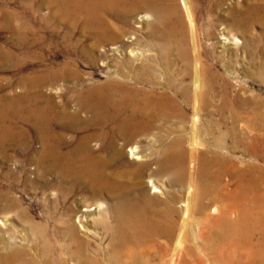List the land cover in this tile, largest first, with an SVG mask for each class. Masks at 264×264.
Here are the masks:
<instances>
[{"label": "bare ground", "instance_id": "1", "mask_svg": "<svg viewBox=\"0 0 264 264\" xmlns=\"http://www.w3.org/2000/svg\"><path fill=\"white\" fill-rule=\"evenodd\" d=\"M55 1L61 20L71 29L80 27L86 36L99 43L123 34L104 14L111 13L126 23L138 12L144 13L146 22L151 19L145 26L150 36L146 48L133 52L135 56L126 60L127 71H117L98 85L77 89L73 107L67 95L60 107L56 96L43 90L62 79L78 78L67 66L25 77L22 83L27 90L6 98L16 115L22 116L23 110L26 111L27 120L36 129L42 147L32 161L40 175L52 173L59 178L62 199L85 192L103 220L100 226L110 237L106 256L101 248L97 250L91 245L90 239L99 232L91 228L94 214L90 206H85V213L80 216L70 208L69 217L77 215L83 221L78 225L71 221L66 228L69 242L60 248L70 251L67 264H156L153 248L158 244L157 250L162 252L157 257L163 258V250H169L170 243L173 250L168 264H177L182 253L192 252V244L195 245L190 217L204 222L219 218L220 230L209 233L213 244L233 252L246 245L250 254L246 264H264V106L253 105L250 113L243 114L230 105L233 100L228 94V82L213 71L212 64L203 56L210 53L212 57H220L203 46L192 1L181 0L184 16L172 0ZM244 2V6L239 3L230 6L231 23L221 30L224 41L240 33L245 41L243 48L250 45L253 28L264 27L253 2ZM174 51L182 75L172 73L170 56ZM8 54L3 55L11 59ZM159 59L164 61V68ZM17 64L14 61V66ZM187 77L191 81L185 82ZM219 80H223V86L218 90L220 94H216ZM35 87L39 89L33 90ZM187 106L193 110L192 117ZM207 107L212 108L211 124L204 133L213 139L212 144L203 142L199 125L201 113ZM225 111H230V120ZM216 114L223 118L215 119ZM187 122L190 131L184 129ZM158 124L166 126L159 128ZM243 124L255 132L252 137ZM1 130L2 145L22 143V134L17 135L15 126L5 125ZM67 130L75 134L71 140L66 138ZM143 138L150 142L145 154V149L138 145ZM228 138L234 141L230 150L241 147L251 154L250 160L225 154L229 151ZM162 182L172 189L177 186L180 197L177 199L172 189L161 192ZM149 184L153 193H165V198L145 193ZM248 195L255 207L251 220L248 210L243 209ZM103 196L112 204L103 206ZM230 196L236 198V204L227 201L223 212V199ZM18 204L10 198L7 210ZM154 204L161 209L155 210ZM176 205H180V210ZM236 205L241 208L238 216L233 217ZM181 210L176 237L175 215ZM107 216L115 221L113 225L104 219ZM39 224L30 220L34 231L42 227ZM37 232L31 240L27 235L5 239L4 247L19 245L0 255V264L20 258L21 264H52L53 245L42 231ZM194 248L202 251L200 245ZM96 256L105 257V262ZM192 264L203 263L197 260Z\"/></svg>", "mask_w": 264, "mask_h": 264}, {"label": "rangeland", "instance_id": "2", "mask_svg": "<svg viewBox=\"0 0 264 264\" xmlns=\"http://www.w3.org/2000/svg\"><path fill=\"white\" fill-rule=\"evenodd\" d=\"M191 1L196 10L195 15L203 46L207 52L213 51L220 57H212L210 53L203 54V56L208 58L213 71L218 72L228 82V94L233 100L230 105L243 114L250 113L253 105L264 106V27L256 25L250 34L252 37L250 45L243 48L242 45H245V41L240 33L236 32L235 36L231 38H228L227 35L229 41H224L222 39L225 36L221 34V30L231 23L233 9L230 6L236 3H239V6H244L246 4L244 0ZM172 2L177 5L180 14L184 16L181 0H172ZM251 2H253L259 19L264 22V0H251ZM58 13L55 0H0V132L2 127L10 124L15 126L17 135L22 134V143L11 142L2 145L0 140V255L7 254L11 248H17L19 245L14 244L10 248L4 247L5 239H19L22 235H27L31 240L40 230L53 245L54 250L50 254L52 264H67L70 251L61 250L60 247L69 242L65 232L69 223L72 221L78 225L83 221V218L79 216L85 213L83 212L86 209L85 206H90L89 209L94 214L91 228L99 232L90 239L92 247L97 250L101 248L104 254L108 255L110 237L100 226V222L102 223L103 220H100L101 217L96 212L95 205H92L93 202L91 203L86 198L85 192L80 191L76 195H67L65 199H62V193L58 186L59 178L52 173H47L44 177L40 175L36 164L32 161V158L37 157L42 147L40 139L36 136V129L27 120L26 111L23 110L22 116L16 115L15 109L9 107L7 99L13 93L27 90V87L22 83L25 77L46 74L67 66L78 74V78L62 79L53 86L44 87L43 90L45 93L56 96L60 107L67 95L73 107L77 89L83 88V86L87 88L98 85L109 78L108 75L117 71L121 73L127 71L126 60L135 56V53L132 54L133 52H141L146 48L144 45L150 36L145 31V26L151 19L146 22L147 20L143 18L144 13L138 12L129 23H126L117 20L111 13L104 14L119 30L123 31V34L115 38L110 37V39L99 43L94 37L86 36L80 27L71 29L66 21L61 20ZM175 53L176 51L172 52L170 56L172 58V73L182 75L177 53ZM3 54L11 55V59L5 58ZM14 61H18L17 66H14ZM163 62L162 59H159L161 68L166 66ZM189 80L191 81L187 77L184 81L189 82ZM222 83L223 80L218 81L215 89L216 94H220ZM38 89L33 88V90ZM190 108L187 106V112L192 117L193 110ZM211 110V107H207L202 111L199 123L201 138L207 144L213 143V139L204 133L205 128L211 124ZM224 114L227 119L231 116L230 111H225ZM214 118L221 120L223 117L216 114ZM184 124V129L190 131V122ZM158 125L159 128L166 126L165 124ZM243 125L245 126V124ZM56 128L61 130L58 125ZM249 129L248 126L244 127L246 133L250 132ZM249 134L252 137L255 132L252 131ZM73 135L75 136L74 133L67 130L66 138L68 140H71ZM157 136L159 139L162 138L158 134ZM233 142L228 138L229 151L224 153L250 160L251 154L244 152L241 147L236 151L230 150V145ZM149 144L148 138H143L138 142V145L143 150L145 149L143 154L146 153ZM159 154L160 151H157L156 156ZM254 161L258 162L257 159ZM160 186L163 188H160L161 192L162 190L169 192L172 189L164 182ZM179 190L177 186L172 189L177 199L180 197ZM153 191L152 185H147L145 193L161 199L165 198V193H153ZM10 198H14L19 204L11 210H7ZM235 199L234 196L223 199V212L226 210L224 204L227 201L236 204ZM102 202L105 207L107 204H112V201L105 196H103ZM243 203V209L248 210L247 216L251 220L255 210L252 197L248 195ZM176 207L180 210V205H176ZM70 208H73L79 216L69 217L72 213ZM153 208L160 210L161 206L154 204ZM240 208L238 205L234 207L233 217L238 216ZM68 209H70V213L67 211ZM180 212L179 215L178 213H176L177 216L175 215L178 220L176 237L179 233L182 210ZM104 219H107L111 225L115 223L110 216ZM30 220H34L37 224L40 223L39 225L43 228L38 226L39 230H32ZM208 222L199 221L197 217L189 218L192 232L189 231L194 234L195 245L197 247L200 245L202 251L196 250L195 245L192 244V252L182 253L177 264H192L197 260H201L203 264H246L250 255L248 247L244 245L233 252L228 248L213 244L209 233L220 230V219L212 217ZM79 234L83 236L82 232ZM161 246L165 247L164 244ZM158 247L157 244L153 248L156 255L154 263L168 264L172 256V243L169 245V250H163V258L157 257L162 252L157 250ZM96 257L101 262H105V257ZM21 262L22 258L9 264H21Z\"/></svg>", "mask_w": 264, "mask_h": 264}]
</instances>
